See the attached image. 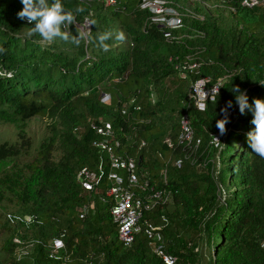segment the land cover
Returning a JSON list of instances; mask_svg holds the SVG:
<instances>
[{
  "label": "trees",
  "instance_id": "obj_1",
  "mask_svg": "<svg viewBox=\"0 0 264 264\" xmlns=\"http://www.w3.org/2000/svg\"><path fill=\"white\" fill-rule=\"evenodd\" d=\"M62 2L73 11L84 9L77 23L86 21L91 30L79 46L28 36L34 24L18 18L21 0H0V47L6 49L0 53V123L23 130L32 117L48 118V135L27 160L22 157L31 144L23 133L17 141H0V189L10 187L15 205L0 220V264H165L144 233L129 247L119 241L110 203L102 201L105 179L101 188L86 190L76 178L81 168L95 170L101 160L109 170L107 155L92 145V126L105 122L119 140L116 151L135 156L158 185L174 193L170 203L145 214L162 227L173 264H199L200 243L205 264H264V158L247 140L252 112L241 114L231 91L239 86L249 104L264 100V5L197 0L178 8L172 0L182 24L162 27L141 0ZM110 30H122L126 40L108 41L113 46L104 52L95 37ZM194 62L197 68L190 69ZM202 77L221 85L216 103L208 100L198 110L189 89ZM229 100L234 106L220 136L216 123ZM184 113L200 139L197 148L179 142ZM211 153L218 166L208 162ZM163 173L165 182L159 179ZM85 204L91 206L80 218ZM60 238V257H50V243Z\"/></svg>",
  "mask_w": 264,
  "mask_h": 264
},
{
  "label": "built area",
  "instance_id": "obj_2",
  "mask_svg": "<svg viewBox=\"0 0 264 264\" xmlns=\"http://www.w3.org/2000/svg\"><path fill=\"white\" fill-rule=\"evenodd\" d=\"M112 1V0H110ZM141 6L148 8L152 13L151 20L158 23L159 26L178 27L181 18L177 14L171 17V25L162 16V0H141ZM264 5V0H240V6L245 8H254ZM230 10H234L231 8ZM198 63L188 65L190 69L197 68ZM221 81L218 79L212 82L209 77H202L193 82L189 89V98L193 106L202 110L208 100H212L216 90L220 88ZM140 106H134L139 109ZM95 139L92 145L99 151L107 155L109 170H105L104 161H100L97 169L88 167L81 168L76 175L79 183L86 190H95L101 188L106 180L105 197L103 202H109L110 215L117 226V236L124 247H129L139 233H144L148 239L151 249L156 253L165 264H173L175 257L165 251L163 239L161 237V226L153 224L145 216L151 212L155 206L170 203L173 199V191L162 185H158L153 180L146 169L139 165V159L131 155H122L116 151L120 145L119 140L115 137L113 127L110 122L102 125H93ZM180 139L179 142L188 147L197 148L200 139H195L190 119L184 113L179 119ZM166 141L169 143L168 139ZM144 145L142 141L139 145ZM170 145V144H169ZM181 159L176 160L180 165ZM118 171H124L125 176ZM160 181H166V175L159 178ZM107 199V201L105 200ZM90 205H83L79 208V217L83 218ZM15 241L18 242L17 239ZM64 247L63 240L55 239L50 245V257L58 258L59 250Z\"/></svg>",
  "mask_w": 264,
  "mask_h": 264
},
{
  "label": "clouds",
  "instance_id": "obj_3",
  "mask_svg": "<svg viewBox=\"0 0 264 264\" xmlns=\"http://www.w3.org/2000/svg\"><path fill=\"white\" fill-rule=\"evenodd\" d=\"M23 8L18 12L17 16L21 20H26L29 24H34L27 33L28 36L38 35L42 42L51 44L57 39L72 43L79 46L82 41L89 37L90 25L88 30L77 23V14L84 11L82 7H76L75 10L67 9L62 0H21ZM76 25V34H73L71 27ZM94 25V24H93ZM114 40L116 43L122 44L126 40V35L122 30L99 32L95 37L96 47L104 52L111 50L113 45L108 41ZM6 49L0 47V53ZM236 94L235 104L239 106V111L244 114L246 110L252 112L251 124L254 126L247 133V140L253 153L260 158H264V100L254 98L252 104H249L248 95L245 91H241L239 86L231 89ZM219 89L215 95H212V102L216 103L215 96H218ZM233 101L229 100L225 107L221 109L223 118L219 119L216 127L220 136L227 133L226 125L230 122L229 109L233 108ZM214 142L220 141L217 136L212 135Z\"/></svg>",
  "mask_w": 264,
  "mask_h": 264
},
{
  "label": "rangeland",
  "instance_id": "obj_4",
  "mask_svg": "<svg viewBox=\"0 0 264 264\" xmlns=\"http://www.w3.org/2000/svg\"><path fill=\"white\" fill-rule=\"evenodd\" d=\"M162 1H163V5H162L163 11L161 17L165 18L168 21L166 22L167 25H171L172 24L171 17L176 16L178 12L173 10L172 0H162ZM194 1L197 0H177L179 5L178 8H180L181 6L185 8L192 6ZM214 5H217V3L215 2L209 3L206 6L213 7ZM81 26H83L85 30H88L89 25L86 21L82 23ZM103 98L104 100L108 101V97L106 95H104ZM47 123H48L47 116H37L26 120L25 128H23V130L20 127H18V125H14L11 123H0V141H4V140L11 142L17 141L19 139L18 137L19 132L23 133L31 144L30 154L24 155L22 157L23 160H27L30 158L31 154H35V148L39 145L42 138L48 135ZM215 142L217 144V141ZM216 144H213L214 147L216 146ZM215 157H216L215 154L212 156L211 153V156L209 158L210 160L208 162L214 163L215 166H218ZM2 187L4 188V186ZM9 188L10 187L5 186V192H3L2 189H0V195H2L0 196V220L3 219L4 217L6 218L7 216H9L8 215L9 212L15 209V205L13 201L9 200V198L11 197V195L8 192ZM1 234H2V228L0 226V236ZM26 251H28L27 248L21 249L19 252L20 256L24 257L26 255L24 254ZM197 252L201 254V262L199 264H205V260L207 258V251L205 250L202 243L198 245Z\"/></svg>",
  "mask_w": 264,
  "mask_h": 264
}]
</instances>
